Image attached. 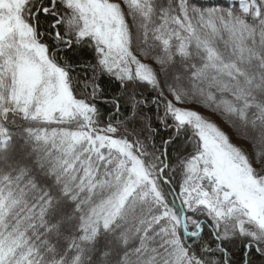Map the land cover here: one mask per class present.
<instances>
[{"label":"snow or ice","instance_id":"6c2138e0","mask_svg":"<svg viewBox=\"0 0 264 264\" xmlns=\"http://www.w3.org/2000/svg\"><path fill=\"white\" fill-rule=\"evenodd\" d=\"M0 264H264V0H0Z\"/></svg>","mask_w":264,"mask_h":264},{"label":"trees","instance_id":"16d2710c","mask_svg":"<svg viewBox=\"0 0 264 264\" xmlns=\"http://www.w3.org/2000/svg\"><path fill=\"white\" fill-rule=\"evenodd\" d=\"M212 2H215V0H212ZM199 111H201V113L206 116L207 118L215 121L216 123L220 124V126H222V128H224L225 131H229V129L227 128L226 125L223 124L222 121H220V119L214 115L213 113L209 112L208 110L206 109H199ZM236 143H240L239 141H234ZM170 152H171V149H170Z\"/></svg>","mask_w":264,"mask_h":264},{"label":"rangeland","instance_id":"374dc122","mask_svg":"<svg viewBox=\"0 0 264 264\" xmlns=\"http://www.w3.org/2000/svg\"><path fill=\"white\" fill-rule=\"evenodd\" d=\"M222 127V126H221Z\"/></svg>","mask_w":264,"mask_h":264}]
</instances>
